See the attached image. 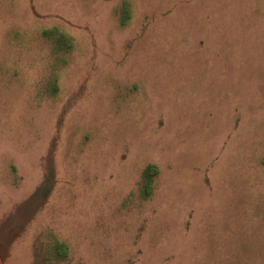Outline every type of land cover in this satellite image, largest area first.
Masks as SVG:
<instances>
[{
	"label": "rangeland",
	"instance_id": "1",
	"mask_svg": "<svg viewBox=\"0 0 264 264\" xmlns=\"http://www.w3.org/2000/svg\"><path fill=\"white\" fill-rule=\"evenodd\" d=\"M0 264H264V0H0Z\"/></svg>",
	"mask_w": 264,
	"mask_h": 264
},
{
	"label": "trees",
	"instance_id": "2",
	"mask_svg": "<svg viewBox=\"0 0 264 264\" xmlns=\"http://www.w3.org/2000/svg\"><path fill=\"white\" fill-rule=\"evenodd\" d=\"M156 168L152 165L148 166L146 171H145V174L147 176V181H146V186L148 188L151 187V184H152V175L154 174ZM67 252V249H65L62 254H65Z\"/></svg>",
	"mask_w": 264,
	"mask_h": 264
}]
</instances>
